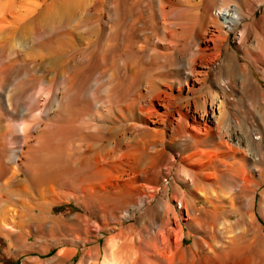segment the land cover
<instances>
[{
    "label": "bare ground",
    "instance_id": "1",
    "mask_svg": "<svg viewBox=\"0 0 264 264\" xmlns=\"http://www.w3.org/2000/svg\"><path fill=\"white\" fill-rule=\"evenodd\" d=\"M151 1L152 16H155L154 10L166 14L165 1L168 0ZM180 1L179 5L183 3ZM102 2L0 0V204L9 202L14 194L31 198V203L21 212L18 210V214L12 213L8 206L0 210V236L10 243L15 238L24 245L30 236L26 226L35 223L42 227L47 222L57 224L64 219L48 214L53 203L66 197L79 200L84 211H99L101 216L108 207L115 212L119 210L116 224L123 219H136L114 234L120 246L128 245L132 252L127 254V251L126 258H120L117 250L106 249L103 264H264V226L258 215L264 218V191L258 200L256 195L257 187L264 182L260 167L264 154L250 151L249 163L246 161V166L234 171L230 167L195 172L188 163L190 155L185 152L192 131L198 137L196 141L202 133L214 132L216 94L213 84L223 92L238 87L247 93L246 83L250 80L258 89L259 98L264 97V88L252 67L255 65L264 77V11L258 15V8L251 6L247 12L251 0L191 1L195 2V7L200 5L201 11L197 21L188 22L179 31L188 52L178 50L180 52L158 64L167 69L178 60L182 72L179 83L183 79L190 91L196 85L208 88L205 95L200 94L199 100L181 104L177 101L182 93L181 84L174 95L165 89L167 83L160 81L165 77L157 80L149 75L148 84L145 83L147 92L142 93V74L148 72L150 66L140 59L139 36L137 39V32L131 30L125 37L126 26L121 23L118 0H106L101 8L99 3ZM258 4L264 6V0ZM175 15H172L174 21L178 17ZM180 19L182 22L181 15L177 21ZM234 30L238 46L248 53L249 59H242L238 51L232 49L233 66L229 72L226 69L225 77L210 81V72L219 63L217 59L223 55V49H229L227 43ZM168 47L175 49L176 46ZM112 51L116 60L123 55L126 61L125 76L131 84L124 95H118L111 71L107 70L108 74L104 71L103 66L109 63ZM226 64V58L221 59L216 71L220 72ZM111 107L115 109L108 118L104 112ZM61 112L71 113V116H66L68 113L63 116ZM175 123L181 127L179 131ZM259 124L264 127L262 118ZM166 126L172 129L169 140L181 136L182 151H178L177 157L165 148ZM253 138L261 145L262 140ZM242 139L237 138V144L241 145ZM50 153L58 155V158L54 155L57 160L52 158L56 162L47 159ZM169 160H172L169 169L174 170L176 177L171 184L165 181L161 185L162 166ZM244 160L247 159L244 157ZM22 171L24 174H20ZM152 181L155 184H151ZM28 185L35 189L27 190ZM171 194L173 198L181 196L179 206L185 209L194 232L184 230L177 211L170 214L167 199ZM198 196L203 200L200 205ZM110 198L121 202L109 206ZM232 213L235 218L231 217ZM173 215L180 221L176 226L172 223ZM133 233L138 242L134 241ZM185 236L192 237L188 245L184 243ZM64 254L65 250L59 249L54 264L60 263Z\"/></svg>",
    "mask_w": 264,
    "mask_h": 264
},
{
    "label": "rangeland",
    "instance_id": "2",
    "mask_svg": "<svg viewBox=\"0 0 264 264\" xmlns=\"http://www.w3.org/2000/svg\"><path fill=\"white\" fill-rule=\"evenodd\" d=\"M101 1L102 0H99V2H101ZM133 1L134 0H125V2H124V0H118L117 3L119 5V11L121 9V11H120L121 20L123 18V21L121 23L124 26H126L125 37L130 35L131 30L137 32L136 33L137 39L139 36V39H138V47H139L138 50L139 51H138V53H140V57H142L140 59L143 61L142 62L143 64H147L148 66H150V68H149L150 71L149 70H148V72L145 71V72H143L144 74H142V81H141V85H140V89L142 90V93L146 94V92H147V91H145L146 85L148 84L146 79L148 80L147 77L150 75V76L157 77V80L158 79L160 80L162 77H165V78H162L160 81H162L163 83L164 82L167 83L164 86L165 89L172 91L174 95H175V93L177 95V93H178L177 87H179V84H181L182 93L180 95L181 97L179 96V98L177 100L178 103L183 104L188 100H199V98H201L203 95L206 94V92L208 91V88H206L204 86L196 85L193 88V91H190L189 87H187L183 83V79H182L181 83H179L181 78H182V72H181V67L179 66L180 62L178 60H176L167 69L160 68V65H158V64L167 60V58L169 59L170 57H172L173 53H176L178 50H181V52L184 50L183 53L188 52V48H187L188 46L186 45V42L184 40V36L180 32L185 27V24L187 25L190 22H194V21H197L199 19L198 15H199V12L201 11V6L199 5L200 6L199 7L196 5L197 7H195V5H193L195 2H191L193 0H190V1L189 0H182L184 4L183 3L180 4L181 6L178 3L180 0L179 1L178 0H174V1L168 0L169 2L165 1L167 3V4H165V6H166L165 7V13L167 15L166 14L164 15V12L162 14H160L154 10L155 16H152L153 11L151 8L154 9V5H153V2L151 0H144L145 2L147 1L146 3L143 0H135L134 2L138 1L136 4ZM175 1L178 3V4L176 3L178 6L175 4ZM194 1H197V0H194ZM230 1H233V0H230ZM251 1H252L251 4H247V7H246L247 12H249V10H250L249 7L254 6L255 8H258L257 9L258 15L261 14L264 11V6L262 4H258L261 0H255V1L251 0ZM93 2H94V0H92V3ZM105 2H106V0L105 1L103 0L101 5L99 3V6L101 8H103L105 5ZM128 3H130V5H128ZM131 3L132 4L134 3L133 5L135 7L133 5H131ZM170 3H173L171 5L172 6L175 5L174 8H176L178 10V12H180V13L177 12L178 13L177 14L176 13L177 10L175 9L176 10L175 11L174 8H171L172 6H170ZM187 3H188V5H186ZM189 3H190V5H189ZM123 4H124V6H123ZM120 5H121V7H120ZM145 5H148V6H145ZM167 5H169V6H167ZM183 5L186 8L189 7L191 13H190V11L188 12V10H189L188 8L185 10V7H184V9H183V7H182ZM130 6H131V8H130ZM168 7H170V9H167ZM126 8L129 10H127ZM145 8H147V9H145ZM130 9H132V10L130 11ZM171 9H173V10H171ZM135 10H136V12H135ZM137 10H139V11L142 10L143 12H139ZM167 10H169V13ZM151 11H152V13H151ZM182 11H184V12L182 13ZM123 12H124V14H123ZM133 13L135 15H133ZM136 13H140V14H136ZM171 13H172V15L176 14L175 15L176 17L178 15V17L175 18L177 20L180 18V15H181L183 18L182 22H181V19L179 20L181 23L177 20H175L176 21L175 22L174 16H172ZM181 13L185 14V15H182ZM186 14H188L189 16ZM136 15H140V16H136ZM162 15H163V17H162ZM170 15H171V17H170ZM125 16H126V19H125ZM186 16H187V18H186ZM192 16L194 18L196 17V19L194 20V18ZM140 17H143L141 19H145V20L141 21ZM131 21H132V23H131ZM139 21L141 24L139 23ZM136 22H138L139 24ZM151 22H152V24H151ZM153 22H155V23H153ZM176 23H177V26H176ZM157 24H159V25H157ZM160 24H161V26H160ZM170 24H172V25H170ZM178 25H180V26H178ZM164 26H165V28H163ZM171 26L175 27V29H177L178 31L174 30V28H172ZM181 26L182 27L184 26V27L181 29ZM137 27H140V28H137ZM154 28H156V31L154 30ZM170 29H171V31H170ZM172 29L174 30V32L172 31ZM149 31H150V33H149ZM164 31H165V33H164ZM168 31L172 32V35ZM176 31H177V33H176ZM143 33H145V34H143ZM147 33H149V34H147ZM163 33H164V35H163ZM179 33H180V35H177ZM126 34H128V35H126ZM161 35H163L165 39H163V36H161ZM181 35L183 36L182 38H181ZM159 36H161V37L159 38ZM173 37H175V38H173ZM177 38H179L178 39L179 43L177 41ZM143 39H144V42L142 41ZM174 39H176V40H174ZM120 41L121 40L118 39V42H120ZM155 42H158V43L155 44ZM169 42L170 43L175 42V44L174 43L170 44ZM147 44H148V46H147ZM167 44L170 46L174 45L176 47H175V49H173L171 47L169 48ZM165 45H167V46L165 47ZM227 46L229 47V49H223L224 53L222 52L223 55L220 58L221 59L226 58L228 65L226 64L225 67H221L220 72L216 71L217 68H219V67H217V65L221 61L220 58L217 59L219 63L216 64V66H215L216 68L214 67L211 70L210 81L211 80H214V81L219 80L220 78L225 77V75L227 73L226 69L229 72V69L233 66L232 65L233 55L231 54V51H233L232 49H236L242 59H249L248 53L243 52L242 48H240L238 46L237 32L235 33V30L231 31L230 42L227 43ZM158 48L160 49V51ZM153 49H154V51H153ZM168 49H170V50H168ZM165 50H166V53H165ZM167 50H168V52H167ZM251 50L254 52V49H251ZM121 52L123 54V51H121ZM169 52L171 55L169 54ZM178 52H180V51H178ZM151 53H153L154 55L152 54V56H151ZM155 54H156V56H155ZM159 54H161V55H159ZM112 55L116 56L113 51L111 52V54L109 52V63H106L103 66L104 71L106 72V74H108L107 70L111 71L112 74L110 77L114 81L115 87H117V89H118V93H119L118 95H121V94L124 95L125 91H127L126 88L128 89L129 85L131 84V80L129 79V77L125 76L126 61H125L124 57H122L123 55L120 56L117 60L115 57H112ZM165 55H166V58L164 57ZM113 60H114V62H113ZM120 60H121V62H120ZM117 61L119 64L117 63ZM144 61L145 62L148 61V62L145 63ZM156 64L158 65V67H156L157 66ZM112 65H114V67H112ZM252 67L254 69V73H255L256 77L261 82V86L264 88V77L261 75L258 68L255 67V65H252ZM176 68L178 69V71ZM156 69L160 72H157ZM162 70L163 71L168 70L167 71L168 73L165 71L163 72ZM169 70H170V74H169ZM222 70H223V72H222ZM149 72H150V74H149ZM220 73H221V75H220ZM145 74H146V76H145ZM167 74H169V75H167ZM157 75H159V76H157ZM160 76H161V78H160ZM127 80H130V82ZM249 82H250L251 86L249 85ZM122 83H123V85H122ZM145 83H146V85H145ZM246 85H248V87H249L248 88L249 90L247 91V93L243 92L241 88L238 89V87L236 89L230 87V88H228L227 92H223V90L221 88H219V87L215 86V84H213L212 89H214L213 87H215L214 93L216 94L215 99L213 101V107L215 110V122L213 123L214 124L213 125L214 126V132L209 133L207 135H205V134L203 135V133H202V135H201L202 138L200 137L196 141V139L198 137L194 134V132L191 129H188V131L190 130V133H191V131H192V133L190 134L191 136L190 135L188 136L189 140H188V144L185 146V152L188 155H190V160L188 163L191 167H193V170L195 172L215 171V170H218L219 168H221L222 170H227L230 167L234 171L237 168H239V166L243 167V166L247 165V162L249 161L248 159L250 158V155H249L250 151H253V152L257 151V153H260V155H261V152H262V154H264V127H263V125L259 124V121L261 118L264 120V110H262V109H264L263 108L264 106L261 107V101L263 102V105H264V97L259 98L260 93L257 91L258 89H256V86L252 81L248 80ZM198 87H199V89H198ZM182 96H183V98H182ZM228 97H230V99H228ZM181 100H183V101H181ZM227 101H229V102H227ZM256 102H257V104H256ZM112 109L114 110L115 107H113V108L111 107L109 111L104 112V116L106 115V117L109 118L112 114V111H113ZM67 113L62 114V112H61V114L63 116L66 115ZM223 113H225V115L222 117ZM62 115H59V116H62ZM66 116H71V113H68ZM100 122L105 123L107 121H100ZM176 124L177 123H175L176 130L179 131L181 127L179 126V124H177V125ZM171 130H172L171 127L166 126V137H165V139L167 141L165 143V148H166V150H168L173 155V157H177L178 151L179 152L182 151V150H180V146H179V140H180L181 136L178 135L176 137V139L173 141L169 140L168 137H169V134L171 133ZM254 136H255V138H258L257 140H262L261 145H260V143L258 144V142H256L254 140V138H253ZM239 137L243 138L242 139L243 142L241 145L237 144L236 139ZM244 142L246 144H244ZM160 144H158V146L161 147L163 144L162 145H160ZM172 146H173V148L171 149ZM50 154L51 155H48L49 157L47 159L50 160L51 163L56 162V161L52 160V158L57 160L58 155L56 156L55 153L53 155H52V153H50ZM54 155L57 158L54 157ZM62 156L63 155H61V157ZM244 157L247 160H244ZM52 161H54V162H52ZM171 161L172 160H169L167 163H164L162 166V172H161L162 175H160V177H159V183H161V185L165 181L167 183L171 184L172 181L176 177L174 170L169 169ZM48 162L49 161H47V164H48ZM50 162H49V165H51ZM260 167L262 168L263 174H264V160L261 162ZM20 174H24V171H22ZM151 184H155V181H152ZM161 185H160V187L158 186L159 190H161V188H162ZM33 189H35V188L32 187L31 185H28L27 190L32 191ZM170 190H172V188ZM262 191H264V182L260 186H258L256 189L257 200L260 198ZM12 196L13 197H11V200L9 202L3 201L0 204L1 205L0 210L3 207L5 208L6 206H8V209L12 210L11 211L12 213L18 214L19 212H21L23 210V208H25L26 206H28V204L31 203L30 197H22L19 194H14ZM14 196H17V197H14ZM199 197L200 196H198V198ZM14 198H15L14 203H16V204L12 203L14 201ZM65 198L66 197H61L60 200L53 203V205L50 207V212L48 214V216H50V217H52V216L53 217H61L64 219H62L57 224H52L50 222H47L42 227H39L35 223H32L29 226H26V231L30 232V236L25 241L24 245H23V241H19V240L13 238L11 240V243H10L9 239H6L5 237L0 236V264H54L55 263L54 259L56 258L57 252L59 249L65 250V254H64L65 258L62 260L64 262L61 261L60 263H56V264H103L102 260L104 259L106 249L109 252L117 250L118 256H120V254H121L120 258H122L123 256H125L123 258H126L127 255H125V254L127 251H128L127 254L129 252H132L130 246H128V245L120 246V243L118 242V240L116 238H114V234L116 231L118 232V230L121 229V226H122V228H124V226L129 225L130 223H132V222L134 223L136 221L135 218L123 219L122 222H118L116 224L117 217H119V213H120L119 210L118 211L116 210V212L113 210L115 212L114 213L112 211V209H109L110 207H108L105 211V214L101 216V214L98 213L99 211H95V212L94 211L93 212L84 211L83 207L79 203V200H76L73 198H71V199H68V198L65 199ZM165 198H166V195H165ZM180 198H181L180 195H178V197L173 198V195L171 194L170 199H167V202L169 203L170 214L172 215L174 210L177 211V213L179 215V220L183 224L184 230L187 232L191 227L189 226V220L186 216L185 209H183L179 206L178 202L180 201ZM188 198H189V196H188ZM110 199H109L110 202L108 201L109 206H112L114 203L116 204L117 202L118 203L116 205H118L121 202L118 198H117L118 200L116 198L115 199L110 198ZM112 199H113V201H112ZM155 201L156 200H154L153 202H155ZM198 201L197 202L199 205L202 204L203 203L202 197H200ZM12 205H14V206L12 207ZM15 205H16V209H15ZM9 206H11V207L9 208ZM17 207H18V209H17ZM12 208L17 210L16 211L17 213ZM18 210H20V211L18 212ZM225 210H227V209H225ZM111 212L114 213L113 217L115 219L112 217L111 214H113V213H111ZM78 214H79V216L77 217ZM258 215H259V217L262 221V224L264 226V218L259 213H258ZM83 216H85V217H83ZM235 216H236L235 213L231 214L232 218H235ZM180 221H176V219H174V215H173V218H172L173 226H176L177 222H180ZM115 225H117V226L115 227ZM145 225H147V223ZM222 226L223 225H220L221 229L223 228ZM226 226H228V225H225L224 227H226ZM113 227H115V228H113ZM136 227H138L137 224H136ZM190 230H192V229H190ZM132 235L134 236V241H137V239H135L136 233H133ZM112 241L113 242L116 241V242L113 244ZM191 241H192V237L185 236L184 243L186 245L190 244ZM109 244H111V245H109ZM22 248H24V249H22ZM73 251H75V253H74L75 255L73 254L71 256ZM202 255H203V253H202ZM81 260H82V263H81Z\"/></svg>",
    "mask_w": 264,
    "mask_h": 264
}]
</instances>
